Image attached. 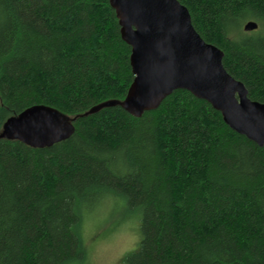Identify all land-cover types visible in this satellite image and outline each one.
<instances>
[{
  "label": "trees",
  "instance_id": "1",
  "mask_svg": "<svg viewBox=\"0 0 264 264\" xmlns=\"http://www.w3.org/2000/svg\"><path fill=\"white\" fill-rule=\"evenodd\" d=\"M179 2L264 103V0ZM131 53L109 0H0V132L35 105L74 126L51 147L0 139V264H87L83 226L111 200L139 224L127 264H264V146L186 90L86 115L126 98Z\"/></svg>",
  "mask_w": 264,
  "mask_h": 264
},
{
  "label": "water",
  "instance_id": "2",
  "mask_svg": "<svg viewBox=\"0 0 264 264\" xmlns=\"http://www.w3.org/2000/svg\"><path fill=\"white\" fill-rule=\"evenodd\" d=\"M109 1L121 37L132 49L134 80L123 101L103 102L86 115L120 106L140 118L159 108L176 90H186L220 112L232 130L264 146V103L252 100L245 84L226 70L223 50L200 36L186 6L179 0ZM258 28L255 21L243 27L245 32ZM73 133V124L58 110L35 105L10 117L0 139L45 148L67 140Z\"/></svg>",
  "mask_w": 264,
  "mask_h": 264
},
{
  "label": "rangeland",
  "instance_id": "3",
  "mask_svg": "<svg viewBox=\"0 0 264 264\" xmlns=\"http://www.w3.org/2000/svg\"><path fill=\"white\" fill-rule=\"evenodd\" d=\"M94 214L83 226L87 264H127L126 256L140 243L138 221L127 218L122 201L111 200Z\"/></svg>",
  "mask_w": 264,
  "mask_h": 264
}]
</instances>
